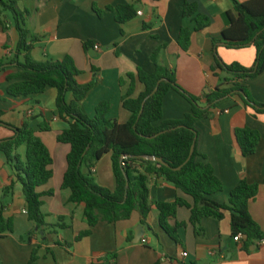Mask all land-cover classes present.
<instances>
[{
	"label": "crops",
	"instance_id": "crops-1",
	"mask_svg": "<svg viewBox=\"0 0 264 264\" xmlns=\"http://www.w3.org/2000/svg\"><path fill=\"white\" fill-rule=\"evenodd\" d=\"M248 1L18 0V9L28 12L26 28L31 35L40 38L30 52V58L36 62L71 58L80 72L78 83L95 84L82 103L87 116L94 118L97 107L102 102H109L111 109L107 117L126 124L131 114L123 108L122 99L131 88L129 76L136 79L132 86L133 98H137L145 90L137 75L140 70L149 74L155 71L151 56L157 50H160L159 63L175 72L178 85L189 95L201 99L221 84L212 71L215 53L226 65L238 63L245 68L255 65L257 51L253 46L243 49L220 46L216 51L213 47V40L221 39L226 29L224 15L228 12L235 15V2ZM185 3L196 4L199 13L210 18V27L197 32L195 21L183 17ZM95 5L104 11L101 17L94 11ZM126 5L135 8L136 16L121 24L116 20V13L108 9ZM183 28L192 32L191 45L186 51L179 44ZM19 38L12 14L5 13L0 18V60L9 64L17 57ZM24 58L21 54L18 61L24 63ZM16 72V64H10L6 73ZM220 76L224 78V74ZM246 84L252 98L264 103V72ZM8 86L5 80L0 82V110L5 112L3 125H0V142L13 137L11 128L29 124L36 131L53 160V178L38 189L43 195L42 211L47 215V224H65L67 227L39 229L30 221L21 183L16 182L14 190L5 195L4 190L16 179L6 155L0 151V206H5L4 217L14 224L12 233L0 236V264H29L33 254L37 258L35 264H98L112 253L117 255L116 264H264V239L246 251L243 238L239 242L234 240L228 216L222 221L203 218L201 227L205 232L198 234L190 223L191 213L187 208H180L177 213V222L185 223L177 232L179 243L159 226V212L155 208L146 225L141 223V214L137 210L129 220L99 223L89 237L77 242V236L89 226L84 217V205L70 204L71 192L62 189L70 146L57 140L59 134L69 128L68 121L71 120L58 116L55 89L48 88L45 93L26 99L9 96ZM66 99L70 104L73 95L68 94ZM190 111L191 104L179 93L174 90L167 93L163 101L164 120H182ZM42 124H48L50 131H41ZM197 127V148L201 155L198 161L210 164L223 185L222 192L211 199L227 205L232 190L242 179L257 184L259 194L250 203L249 212L264 233V114L255 115L238 97L230 96L217 105L211 119L200 120ZM240 128L260 133L255 154H242L235 138V131ZM25 152V147L18 150L22 160H25ZM92 171L99 186L114 191L110 153L105 154ZM83 173H89L86 166ZM149 190L151 200L159 203L183 199L193 204L190 196L163 178L152 177ZM50 191L54 192L52 196L47 194ZM140 225L147 227V231L136 244L135 230ZM184 253H187L186 257H183Z\"/></svg>",
	"mask_w": 264,
	"mask_h": 264
},
{
	"label": "trees",
	"instance_id": "trees-1",
	"mask_svg": "<svg viewBox=\"0 0 264 264\" xmlns=\"http://www.w3.org/2000/svg\"><path fill=\"white\" fill-rule=\"evenodd\" d=\"M108 10L116 13V20L121 24L136 16L135 8L131 5ZM94 11L99 17L104 13L96 5ZM7 12L13 16L20 38L17 57L9 64L0 60V82L5 80L9 83L7 93L13 98H32L45 93L48 88L55 89L58 116L66 121L71 120L68 121L69 128L59 134L57 140L70 146L62 189L71 192L68 200L70 204L84 205V217L89 226L88 230L77 236V242L89 237L99 223L115 224L129 220L137 210L141 214V223L146 225L154 208L159 212V226L176 243L180 242L178 230L185 226V223L176 220L180 208L190 211V223L198 234L205 232L201 227L203 218L222 221L228 216L233 237L242 236L246 251L264 239L261 227L249 212L250 203L259 194V186L242 179L232 190L229 204L213 201L211 197L222 192L223 185L210 164L198 161L201 155L197 148V123L211 119L223 99L236 96L255 115L264 114V103H258L252 98L246 84L264 72V0H250L242 4L235 2V15L229 12L224 15L226 29L222 32V38L213 40L215 51L220 46L227 49L255 47L257 57L252 68H245L238 63L226 65L215 53L212 71L220 78L221 84L214 92L201 99L189 95L178 85L175 72L159 63L160 50H157L151 56L155 71L149 74L140 70L137 75V80L145 88L137 98H133L132 86L136 79L129 76L131 88L122 99L123 108L131 114V119L126 124H119L107 117L111 109L109 102H102L97 107L94 118L88 117L83 111L82 103L95 84L78 83L80 72L69 57L56 62L33 61L29 55L40 38L31 35L26 28L25 15L28 12L18 9V0H0V18ZM182 14L184 18L195 21L197 32L204 31L211 25L210 18L200 14L196 4L185 3ZM191 37L192 32L189 29L181 30L179 44L183 50L189 49ZM21 54L25 57L24 63L18 61ZM10 64H16V73H6ZM220 73L224 74V78L221 79ZM158 83L160 85L157 93L146 101L143 108L144 101L153 93ZM171 90L179 93L191 104V111L182 120L163 119V101ZM68 94L73 95L70 104L66 99ZM4 115L5 112L0 110V125H3ZM40 129L48 132L50 126L42 124ZM11 131L13 137L0 143V151L6 155L9 165L15 171L16 179L4 190L5 195L8 196L14 190L16 182L21 183L29 220L39 229L66 228L65 224H47V215L42 211L43 195L38 189L53 178V160L48 148L29 124L17 129L11 128ZM235 138L242 154L248 156L255 154L261 135L256 130L240 128L236 129ZM194 143L193 156L186 163ZM21 147L26 149L25 160L18 154ZM109 153L115 176L114 191L99 186L92 171L97 162ZM147 156L160 158L169 167L145 160ZM84 166L89 170L88 175L83 173ZM179 167L182 168L176 171ZM154 176L163 178L190 196L193 204H188L183 199H176L171 203L151 200L149 182ZM47 194L52 196L54 192ZM4 210L5 206L1 205L0 236L14 231L13 221L4 217ZM116 257L115 253L108 254L98 264H116ZM36 260L33 254L29 264H35Z\"/></svg>",
	"mask_w": 264,
	"mask_h": 264
},
{
	"label": "water",
	"instance_id": "water-1",
	"mask_svg": "<svg viewBox=\"0 0 264 264\" xmlns=\"http://www.w3.org/2000/svg\"><path fill=\"white\" fill-rule=\"evenodd\" d=\"M159 85H160V83H158V86H157L156 89L153 91V93H152L149 97H147V99L144 101V103H143V108H144V106H145L146 101H147L149 98H151L152 96H154V95L157 93ZM2 142H3V141H1L0 143H2ZM194 150H195V143H194V145L192 146V149H191V152H190V156H189L188 160L186 161V163H188V162L190 161V159L192 158L193 153H194ZM144 159H145V160L155 161V162H157V163H159V164H161V165H163V166H165V167H169V165H168L167 163H165L162 159L157 158V157H154V156H147V157H145ZM186 163H185V164H186ZM181 168H182V167H179V168H177V169H175V170L177 171V170H180ZM127 186L129 187V184H128ZM146 231H147V227L142 226V225H140V226H138V227L136 228V230H135V239H134V242H135L136 244H138V243L141 241L142 237L145 236Z\"/></svg>",
	"mask_w": 264,
	"mask_h": 264
},
{
	"label": "built area",
	"instance_id": "built-area-1",
	"mask_svg": "<svg viewBox=\"0 0 264 264\" xmlns=\"http://www.w3.org/2000/svg\"><path fill=\"white\" fill-rule=\"evenodd\" d=\"M138 14L141 15L142 13L139 12ZM95 49H96V50H99V46H96ZM241 239H242V236H241V235H239L238 237H235V238H234V240H235L236 242H239ZM142 242H143V243H146V240H143ZM186 256H187V253H184V254H183V257H186Z\"/></svg>",
	"mask_w": 264,
	"mask_h": 264
}]
</instances>
